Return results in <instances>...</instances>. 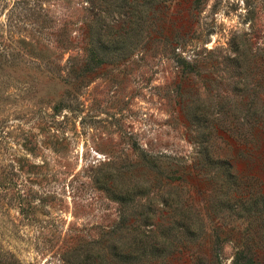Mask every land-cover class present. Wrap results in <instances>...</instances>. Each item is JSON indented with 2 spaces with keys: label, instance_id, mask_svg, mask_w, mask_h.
Instances as JSON below:
<instances>
[{
  "label": "rangeland",
  "instance_id": "obj_1",
  "mask_svg": "<svg viewBox=\"0 0 264 264\" xmlns=\"http://www.w3.org/2000/svg\"><path fill=\"white\" fill-rule=\"evenodd\" d=\"M263 53L264 0H0V264H198L179 222L226 238L199 264L264 251Z\"/></svg>",
  "mask_w": 264,
  "mask_h": 264
},
{
  "label": "trees",
  "instance_id": "obj_2",
  "mask_svg": "<svg viewBox=\"0 0 264 264\" xmlns=\"http://www.w3.org/2000/svg\"><path fill=\"white\" fill-rule=\"evenodd\" d=\"M264 55V53H263ZM263 66H264V57L262 58ZM263 90H264V84H263ZM260 98V97H258ZM264 99V97H262ZM262 105L258 107V110H256L255 114L256 117L253 119L255 120V124L261 122H264V102H261ZM247 122V121H246ZM261 134V135H260ZM261 136H264V133H257L255 131H250L248 133H240L238 134V137L241 138L240 140L245 144V146L248 148V152L251 153L253 151H256L259 149L261 143L264 144V140L262 142ZM253 149L250 151V149ZM215 163H220L217 165V170L213 171V173H210L211 171L206 172L205 174V186L206 184H209V187L214 186V183L217 179H221L222 182L220 183L218 190H223V186L225 190H235L237 187H239V176L236 173L237 171L232 170V166L226 162H220L215 161ZM264 197V196H263ZM202 203V202H201ZM252 206H250L248 209L250 210ZM182 211L175 214V220H181L178 219V215L181 216H187V223L190 221L192 224L194 223L192 219V215H187L185 213H181ZM251 221V219H250ZM252 223H255L253 220ZM257 222V221H256ZM258 223V222H257ZM178 225L173 230L166 229V233L170 235L165 237L164 246L160 248V256L163 258H167V260H171L176 258L178 254L181 253V248H177L178 245H187L192 244L194 246L193 253L196 254L193 258V262L195 263H201L204 262L206 259V255H210V253H213L211 256L215 258V263L219 261V251L218 248L220 244L226 240V238L222 237L223 232L219 230L212 229L211 231H207L205 227H196V225L189 226L186 223L179 222ZM118 227V226H117ZM168 230V231H167ZM115 231V229H114ZM256 229L253 231L251 229H247L246 231H243V235H241L238 243H236V251L233 258V264H264V251H262V245L258 243L257 236L254 233ZM113 232V231H112ZM140 243V242H139ZM189 246V245H188ZM114 252L118 250L116 247V244H113ZM145 250L140 252L139 255H132L130 252H133L131 250L129 251H123V253H116V256L121 259L122 263L127 264H146L149 263L150 260L144 259L145 256L152 257V254L154 252L150 250H146L149 255L145 254ZM255 250V251H254ZM198 251V252H197ZM137 253L139 251L136 250ZM197 252V253H196ZM163 254V255H162ZM166 255V256H164Z\"/></svg>",
  "mask_w": 264,
  "mask_h": 264
}]
</instances>
